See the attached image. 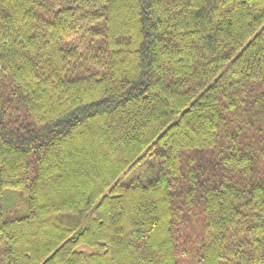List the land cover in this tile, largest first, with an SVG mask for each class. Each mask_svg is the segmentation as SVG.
Listing matches in <instances>:
<instances>
[{
	"label": "trees",
	"instance_id": "trees-1",
	"mask_svg": "<svg viewBox=\"0 0 264 264\" xmlns=\"http://www.w3.org/2000/svg\"><path fill=\"white\" fill-rule=\"evenodd\" d=\"M146 3L0 0V264H264V0Z\"/></svg>",
	"mask_w": 264,
	"mask_h": 264
},
{
	"label": "snow or ice",
	"instance_id": "snow-or-ice-1",
	"mask_svg": "<svg viewBox=\"0 0 264 264\" xmlns=\"http://www.w3.org/2000/svg\"><path fill=\"white\" fill-rule=\"evenodd\" d=\"M114 2V0H102V4L104 7V10L107 11V6L109 4H112ZM127 3L129 4V6L136 4V5H143L144 7H147L149 10H151V3H146V0H127ZM41 7H44L43 5H41ZM4 69L2 67H0V73H3ZM264 150V149H262ZM260 177L261 180H264V166L261 167V171H260ZM0 235H2V233H0Z\"/></svg>",
	"mask_w": 264,
	"mask_h": 264
},
{
	"label": "rangeland",
	"instance_id": "rangeland-1",
	"mask_svg": "<svg viewBox=\"0 0 264 264\" xmlns=\"http://www.w3.org/2000/svg\"><path fill=\"white\" fill-rule=\"evenodd\" d=\"M151 161V160H150ZM140 175V172L138 171V173H136L135 175ZM153 176V174L151 175ZM22 212H25V203L23 200H20L19 203L17 202V205H16Z\"/></svg>",
	"mask_w": 264,
	"mask_h": 264
}]
</instances>
